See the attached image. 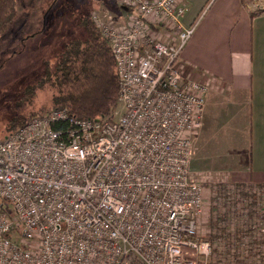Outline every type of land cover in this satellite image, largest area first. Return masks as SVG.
<instances>
[{
	"label": "built area",
	"instance_id": "obj_1",
	"mask_svg": "<svg viewBox=\"0 0 264 264\" xmlns=\"http://www.w3.org/2000/svg\"><path fill=\"white\" fill-rule=\"evenodd\" d=\"M119 1L135 10L123 26L92 16L119 116L52 110L0 139V201L14 211L0 209V264H214L189 171L208 85L176 66L196 25L181 24L186 0Z\"/></svg>",
	"mask_w": 264,
	"mask_h": 264
},
{
	"label": "rangeland",
	"instance_id": "obj_2",
	"mask_svg": "<svg viewBox=\"0 0 264 264\" xmlns=\"http://www.w3.org/2000/svg\"><path fill=\"white\" fill-rule=\"evenodd\" d=\"M113 1L15 0V17L0 36V139L9 135L13 108L25 89L46 66H55L65 45L86 40L80 20L100 16L101 5L111 8ZM50 100L49 89L39 91L27 110L49 108ZM119 114L117 106L113 118ZM233 126L201 147L196 132L192 137L190 178L202 194L198 236L211 245L210 263L264 264V185L233 178L247 164L249 146L245 124ZM2 204L13 217V209Z\"/></svg>",
	"mask_w": 264,
	"mask_h": 264
},
{
	"label": "crops",
	"instance_id": "obj_3",
	"mask_svg": "<svg viewBox=\"0 0 264 264\" xmlns=\"http://www.w3.org/2000/svg\"><path fill=\"white\" fill-rule=\"evenodd\" d=\"M111 8L101 5L99 14L115 27L135 15L119 0ZM184 8L182 26H196L176 66L208 85L199 147L244 123L248 161L232 176L264 185V0H186Z\"/></svg>",
	"mask_w": 264,
	"mask_h": 264
},
{
	"label": "trees",
	"instance_id": "obj_4",
	"mask_svg": "<svg viewBox=\"0 0 264 264\" xmlns=\"http://www.w3.org/2000/svg\"><path fill=\"white\" fill-rule=\"evenodd\" d=\"M16 14L15 0H0V36ZM79 26L86 40H74L64 46L57 63L46 66L40 79L27 87L9 123V134L34 117L52 110L65 109L79 120L112 121L117 108L118 80L113 55L106 39L96 28L91 15L83 17ZM49 89V108L29 109L37 92ZM3 202L0 201V209Z\"/></svg>",
	"mask_w": 264,
	"mask_h": 264
}]
</instances>
